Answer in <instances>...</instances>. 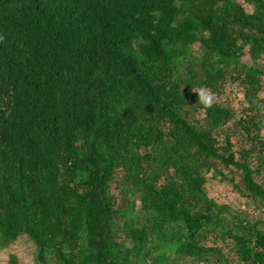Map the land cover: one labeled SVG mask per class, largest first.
Segmentation results:
<instances>
[{
    "label": "trees",
    "instance_id": "trees-1",
    "mask_svg": "<svg viewBox=\"0 0 264 264\" xmlns=\"http://www.w3.org/2000/svg\"><path fill=\"white\" fill-rule=\"evenodd\" d=\"M2 28L0 252L264 264V0H0Z\"/></svg>",
    "mask_w": 264,
    "mask_h": 264
},
{
    "label": "rangeland",
    "instance_id": "rangeland-1",
    "mask_svg": "<svg viewBox=\"0 0 264 264\" xmlns=\"http://www.w3.org/2000/svg\"><path fill=\"white\" fill-rule=\"evenodd\" d=\"M242 95V94H240ZM209 193L220 201L231 202L238 205L243 199L229 185L211 180L209 183ZM34 245L27 236H21L14 243L0 252V264H9L11 253L19 257L20 264H34Z\"/></svg>",
    "mask_w": 264,
    "mask_h": 264
},
{
    "label": "clouds",
    "instance_id": "clouds-1",
    "mask_svg": "<svg viewBox=\"0 0 264 264\" xmlns=\"http://www.w3.org/2000/svg\"><path fill=\"white\" fill-rule=\"evenodd\" d=\"M11 5L10 2L8 1L6 4H4L3 6L4 7H7ZM2 34H7L9 32V29L7 28H2V30L0 31ZM199 96H200V100L201 102L208 108H211L214 103L216 102L217 100V97H216V94L211 92V91H208V90H205V89H201L200 92H199Z\"/></svg>",
    "mask_w": 264,
    "mask_h": 264
}]
</instances>
